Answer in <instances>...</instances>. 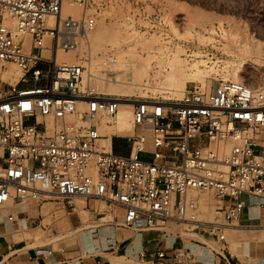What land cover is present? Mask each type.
Instances as JSON below:
<instances>
[{"label":"built area","instance_id":"2783aa9c","mask_svg":"<svg viewBox=\"0 0 264 264\" xmlns=\"http://www.w3.org/2000/svg\"><path fill=\"white\" fill-rule=\"evenodd\" d=\"M147 2L0 0V212L14 223L18 217L9 211L27 221L31 203L72 211L77 200L99 201L122 211L121 228L172 235L181 243L183 231L222 245L217 252L203 244L219 255L227 245L224 231L246 208L242 197L264 211V91L220 80L208 90L190 83L177 101L103 93L101 77L120 64L113 52L98 56L100 72L93 63L90 35L103 7L129 5L136 11L132 20L144 22L137 25L142 37L155 35L168 49L190 51L160 13L146 11ZM65 3L81 8V16H64ZM11 67L17 77L3 79L16 74ZM125 102L132 134L121 136L128 143L122 156L107 140L115 134L101 129L115 123ZM199 194L214 199L213 221L198 218ZM63 252L50 247L46 256ZM196 259L189 247H171L139 251L131 262Z\"/></svg>","mask_w":264,"mask_h":264},{"label":"rangeland","instance_id":"374dc122","mask_svg":"<svg viewBox=\"0 0 264 264\" xmlns=\"http://www.w3.org/2000/svg\"><path fill=\"white\" fill-rule=\"evenodd\" d=\"M67 5L68 4L65 3L63 6L64 16H72L74 18H79L81 16V8L77 7L76 5L70 7ZM145 9L148 13L153 12V10L160 13L161 16L167 22H169L168 24L170 25L169 27L173 35L182 39L183 42L187 44V48L190 50L189 53L191 51H203L208 55V57L215 58L218 61L232 60L235 64L242 62L241 69L243 70L240 83L242 82L254 89L264 91V0H148ZM89 12L92 13L93 9H90ZM135 12L136 11H134L127 4L103 7L96 12L97 29L107 27L111 28L110 26H114L116 24H125L127 25L126 31L128 30V33H131L132 31L137 32L139 29L137 25L140 27H144L145 25L143 21H137L136 17L135 20H132L131 14H134ZM171 26H173V28L176 30L175 33L172 31ZM186 33H190L193 38L188 40L183 39L182 36ZM196 35L203 36L204 38L208 37L209 39L213 40V42L211 41V43L207 42L206 44H198L196 40H194ZM222 48L229 49L233 54L230 55L228 53H223L221 50ZM242 48L246 52H244ZM98 55L103 56L102 54ZM219 65H221V63H219ZM11 69L14 71V73L18 74L14 67H11ZM212 79L214 82L222 80L218 76H215V74H211V76L206 79L208 84H211L209 82L213 83ZM189 84L190 83H187L185 87H187ZM103 93L106 95H111L105 91H103ZM145 93H147V95H151L150 92L143 91L142 93L135 92L132 97H144L146 96ZM157 96L164 98L163 95ZM167 99H171L172 101L176 100L175 98ZM101 130L102 135L107 134L108 131L110 132V128L106 127ZM100 143L103 144V141ZM115 151L117 153L125 152L120 144H116ZM140 158L148 161L151 159V156L148 154H141ZM197 198L199 200V209L201 212L198 218L201 220L213 221L212 211L214 208V199L209 194H199ZM78 201L81 200H77L74 203L78 205L80 203ZM82 202L84 203V201ZM90 203L92 205H96V211L95 209L92 210V212L96 215L95 218H98V216H100L99 214L101 213L110 215L119 212V217H114L113 221L111 222L102 223L100 225L97 224L98 227H96V229L101 230L104 227L117 228L118 233L125 236L134 233L132 230L117 226L118 220L120 221L121 219L122 211L116 207L108 206L105 203L99 201H90ZM32 204L33 203L30 205ZM97 205L105 206L103 207L104 209L101 210L102 212L97 210L99 209ZM55 206L60 207V205ZM67 212L69 213V211ZM87 215H80L79 224L76 226L77 228L81 227L85 223L87 224L91 222L92 224L94 222ZM44 219H46V216L43 215V217L37 221V229H35V233L38 232L37 230H40L39 235L41 242L39 243L41 245L51 243V247L56 250L60 247L57 245L59 242H62L65 239L71 237V235L78 233L66 231L67 229L64 227L58 226V222L55 221V224V222H47V220ZM93 224H95V222ZM234 228H238L236 223H232V226L228 227L224 231L228 249L232 254L237 252L233 243H236V241L240 242L239 240L245 238L247 234L244 228H239V231L237 232H232L229 230ZM51 233H53L54 236H51L50 239H44L45 234L50 235ZM180 235L184 242H188L190 238L203 241L197 236L186 235L183 231H181ZM206 244L216 251H219L220 249L219 244L216 242L206 241ZM113 261H118L121 264L125 263V260H123L122 257H118V259L114 258ZM127 263L138 264L132 263L131 261Z\"/></svg>","mask_w":264,"mask_h":264},{"label":"crops","instance_id":"0c3cea01","mask_svg":"<svg viewBox=\"0 0 264 264\" xmlns=\"http://www.w3.org/2000/svg\"><path fill=\"white\" fill-rule=\"evenodd\" d=\"M107 140H109L113 152L116 144H120L126 152L117 154L127 155L128 143L125 139L112 135ZM242 199L246 208L241 212L239 221L236 222L238 228L229 230L237 232L239 228H244L248 232L243 238V240L247 239L251 242L249 253L246 255L241 249L242 239L239 240L240 242L233 243L237 251L235 254L229 251L226 241L225 250L217 255L206 251L203 244H206L207 239L200 236L198 237L203 241L193 239L199 243L197 244L191 241L184 242L183 239L181 243L177 237L160 232H134L125 236L120 235L117 228L110 227L98 230L96 229L98 226H92L89 229L81 230L82 226L78 228L76 226L84 211H88L87 216L92 221L97 220L96 215L92 212L95 209L94 205L90 201H84L85 206L82 210L77 209L78 205L74 203L75 208L69 213L60 209L59 206H55L57 203L29 204L26 207L27 221L14 208L9 211L18 217V221L14 223L6 221L5 212H0V264H121L118 261H113L118 257L125 260V263L122 264H128L127 262L131 261L134 254L139 251L151 253L157 248L171 247H189L197 256L195 264H264V211L258 210L254 201L245 197ZM43 215L46 216L44 220L47 222L54 223L56 221L58 226L64 227L67 229L66 231L78 232L57 244L64 249L62 254L53 253L47 257L46 252L51 247V243L34 244L36 223ZM51 236L54 234H45L44 239H50ZM261 236L263 239L258 240ZM38 239L40 240V235ZM219 247L223 249L220 244ZM83 252L86 254L84 255Z\"/></svg>","mask_w":264,"mask_h":264},{"label":"bare ground","instance_id":"6f19581e","mask_svg":"<svg viewBox=\"0 0 264 264\" xmlns=\"http://www.w3.org/2000/svg\"><path fill=\"white\" fill-rule=\"evenodd\" d=\"M110 27L111 28H96L90 35L91 49L94 56L93 63L97 66V72L101 71L99 68L100 58L98 54L104 55L106 52H113L120 63L117 67L111 68L112 73L108 75L109 79L101 77L105 81L99 82L97 88L102 92L105 91L108 94L118 97H132L135 92L142 93L143 91H148L152 96L163 95L164 98H175L178 100L187 83L200 84L205 90L211 88L215 82L212 79L213 83L209 82L211 84H208L206 80L211 74H215V76H218L224 81H241L243 70L241 69L242 62L235 64L232 60L218 61L215 58L208 57L203 51H191L190 53H186L181 46H174L173 49H168L162 44L158 36L150 35L142 37V35L137 32L132 31L128 33V30L126 31L127 25L125 24H116ZM171 28L175 33L176 30L173 26H171ZM182 37L185 40L193 38L190 33H186ZM194 40H196L198 44L213 42V40L208 37L204 38L203 36L197 35ZM221 50L223 53L233 54L227 48H222ZM242 50L244 51L243 48ZM219 63H221V65H219ZM11 75L12 74H2V78L17 77V74ZM145 95H147V93H145ZM104 127L110 128V132L108 131L107 133L108 135L115 134L118 137L131 135L132 124L129 103L125 102L119 108L115 123L112 126L104 125ZM84 206L85 204L80 202L77 209L82 210ZM98 207L99 209L97 210L101 211L105 206L99 205ZM94 208L96 209V205H94ZM83 214L87 215L88 211H84ZM99 215L95 224H93L94 222L92 224L91 222L85 223L82 225L81 230L89 229L92 226H97V224L100 225L102 223L111 222L114 217H119V212L110 215L101 213ZM37 231L38 234L36 233L35 245L40 244V240L38 239L40 230ZM262 239L263 236L258 238V240ZM258 243H261V241H258ZM250 244L251 242L249 240H243L240 243L241 249L245 255L249 253Z\"/></svg>","mask_w":264,"mask_h":264},{"label":"trees","instance_id":"16d2710c","mask_svg":"<svg viewBox=\"0 0 264 264\" xmlns=\"http://www.w3.org/2000/svg\"><path fill=\"white\" fill-rule=\"evenodd\" d=\"M125 152H126V150H125ZM125 152H124V153H125ZM114 153H116V154H117V152H116L115 150H114Z\"/></svg>","mask_w":264,"mask_h":264}]
</instances>
